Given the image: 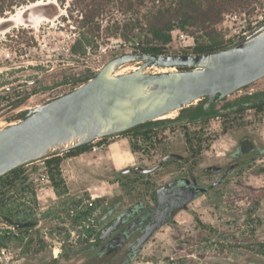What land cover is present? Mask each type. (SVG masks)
I'll return each instance as SVG.
<instances>
[{
    "label": "rangeland",
    "instance_id": "374dc122",
    "mask_svg": "<svg viewBox=\"0 0 264 264\" xmlns=\"http://www.w3.org/2000/svg\"><path fill=\"white\" fill-rule=\"evenodd\" d=\"M81 7L79 0H39L36 4L15 7L0 18V125L14 120L28 108L71 91L74 85L82 83L75 82L87 75L88 79L112 58L134 52L131 42L106 37L101 30L95 33L92 45L85 46L84 54H71L69 48L77 38L83 13ZM228 15L244 16L247 23L263 24L264 0H256L250 8L225 16ZM119 16L114 9L108 15L114 20ZM229 26L223 19L218 30L222 40L230 45L227 36L234 28ZM187 37L182 42L173 31L172 44L164 54H184V49L194 44L193 38ZM129 66L135 65L123 68ZM261 90H264V80L236 92L229 101ZM26 95L28 99L23 105ZM178 116L181 120L179 112L166 117ZM193 131L207 138L196 155L186 143V137ZM242 134L256 140L263 150L260 158L242 169L244 173L236 183L224 184L191 201L151 236L131 264H264V108L260 113L247 109L219 115L204 123L175 124L164 128L154 141L147 143L130 136L126 138L136 146L133 152L136 159L131 167L151 168L168 152L181 154V151L186 154L188 164L200 167L213 156L222 158L234 144L236 135ZM43 165L37 163L24 168L23 175L33 168L39 169L27 175L24 183L18 182L17 190L12 189L11 194L16 196L10 202L26 208L29 220L36 222V226L23 232L0 222V236L5 239L1 249L10 253L9 261L0 264H48L60 250L82 246L87 240L86 230L93 227L92 218L98 212L89 218L84 215L89 202L111 198L103 197L105 189L99 190L92 184L93 180L85 192L81 190L86 187L78 185L70 191L62 177V185L55 188ZM178 167L171 162L158 175L165 176ZM107 180L117 182L113 197L119 194L123 206L134 201L137 195L147 196L145 184L136 185L131 174L118 173ZM27 186V194L17 195L18 190ZM100 228L95 230L99 232Z\"/></svg>",
    "mask_w": 264,
    "mask_h": 264
},
{
    "label": "water",
    "instance_id": "95a60500",
    "mask_svg": "<svg viewBox=\"0 0 264 264\" xmlns=\"http://www.w3.org/2000/svg\"><path fill=\"white\" fill-rule=\"evenodd\" d=\"M126 65L135 66L123 68ZM262 80L264 23L251 34L213 53L118 55L71 91L28 108L14 120L0 125V178L28 163L44 164L45 159L125 135L153 122L190 123L186 119L181 121L179 116L162 117L175 112L180 114L199 103L208 109L214 103L227 102L236 92ZM27 99L22 101L23 105ZM172 159L183 161L184 158L168 152L151 168L130 167L119 173L124 176L136 170L141 175H149ZM36 169L39 168H33L23 177ZM178 194L177 210L197 198V194L184 190L181 203V190ZM169 210L167 207L156 212L145 231L130 243L132 257L167 222ZM4 222L11 229L33 226L12 219ZM120 224L121 218L102 227L98 237L106 239Z\"/></svg>",
    "mask_w": 264,
    "mask_h": 264
},
{
    "label": "trees",
    "instance_id": "16d2710c",
    "mask_svg": "<svg viewBox=\"0 0 264 264\" xmlns=\"http://www.w3.org/2000/svg\"><path fill=\"white\" fill-rule=\"evenodd\" d=\"M37 2L39 0H0V18L15 7L36 4ZM255 2L256 0H79L83 13H81V19L78 22L77 38L70 46L69 51L73 55L84 54L85 46L92 45L93 38L96 37L95 33L98 34L102 30L106 37L118 38L127 43L131 42L134 52L164 54L172 44V32L178 30L183 35L192 37L194 41L192 47L184 49V54L187 52L213 53L229 45L222 40L221 32L218 30V26L222 23L225 15L244 11ZM48 7L53 8V5ZM112 9L120 14L118 20L108 17ZM103 16L105 18H102ZM87 76L75 83L87 80ZM27 96H24L23 100ZM260 97H264V92L245 94L236 98L235 104L241 106L240 112L253 109L256 113H260L264 108V102L259 103ZM17 103L19 104L21 101L18 100ZM182 114L187 116L189 122L196 124L204 123L219 115H225L214 109L213 106L204 110L203 103L182 110L181 116ZM174 123V121H162L147 128L140 126L124 136H130L137 140L141 139L144 143L151 142L155 140L159 132H162L164 128L172 127ZM206 141L207 138L203 137L199 131H193L186 137V143L192 154L195 155ZM102 143L107 144V139L99 142V144ZM90 146V144L80 146L61 156L44 160V169L49 175L53 187L59 188L62 185L60 173L62 160L88 152ZM130 147L132 152L136 151V146L132 142H130ZM23 170V166L18 167L0 178V222L5 223L6 219L18 222L30 221L34 226L36 222L29 220V214L26 213L27 209L20 208V205L10 202V199L16 196L11 192L12 189L17 190L16 187L23 175ZM27 192L28 186L16 193L17 195H24ZM118 204L117 198H98L89 202L87 212L84 215L89 218L93 212L98 211L92 218L93 227L86 230L89 246L86 249L72 250L73 254L85 253L83 264H115L101 251V247L98 245L99 235L95 228L101 225L105 214L114 212ZM17 231H21V229H17ZM3 233H6V230ZM90 240L92 241L90 242ZM4 241V236H0V249L3 247ZM132 260L133 258H129L121 264H131Z\"/></svg>",
    "mask_w": 264,
    "mask_h": 264
},
{
    "label": "flooded vegetation",
    "instance_id": "af4514ba",
    "mask_svg": "<svg viewBox=\"0 0 264 264\" xmlns=\"http://www.w3.org/2000/svg\"><path fill=\"white\" fill-rule=\"evenodd\" d=\"M258 92H264V90ZM235 100L236 99L224 102L220 105V102H217L212 104L210 107L213 106L214 109L219 110L225 115L230 113H240L239 109L241 106L239 104H235ZM263 102L264 97H260L259 103ZM183 118L188 120L187 116L184 114L181 116V121L184 120ZM208 120H212V118ZM262 154L263 150H261L260 146L256 143V140L247 134H242L241 136L236 135L234 144L229 150H227L226 153L223 154L222 158L219 159L216 156H213L207 161V163L200 167L196 164H188L186 154L184 151H181L180 155L184 158L183 161L173 159L169 160L149 175H141L136 170L132 171L131 175L135 177V184L139 185L140 182L145 184L148 189L147 196L138 197L136 194L137 196L134 201L127 206H123V199L119 194L111 197L117 198L119 200V204L116 206L114 212H109L103 216L100 226L101 228L108 226L114 221H117L119 218H121V224L117 230L106 239L101 240L99 238L98 245L101 247V251L107 258L112 259L115 264H121L124 260L134 258L137 254L132 257L131 253L133 248L129 247V245L131 242L136 241V239L145 231L146 227L153 220L152 217L156 212L170 207L169 217L165 223L167 224L178 212L187 208L189 203L184 209L177 210L180 204L178 191L181 190L182 203V198L184 197L182 191L184 190L188 193H195L197 194V197H199L200 195L207 194L212 189L220 187L224 184L236 183V180L244 173L242 169H244L249 163L260 158ZM161 159L162 157L156 164L160 163ZM171 162L175 163L176 166L179 165V169L168 172L165 176L158 175V172H160L164 167L170 165ZM32 165H34V163H28L23 165V168L26 169ZM29 175L31 176L32 173ZM25 177L26 176L21 177V183H24V180L26 179ZM23 222L31 223L30 221ZM35 226L36 224L32 227H23L21 228V231H31ZM115 237L117 238L116 242H112ZM121 240L122 242H120ZM91 241L92 240H90V242ZM88 242L89 241L86 240L82 246L75 248L70 247L68 249L64 248L60 250L54 255L48 264H83L85 260V253L82 252V254L77 252L73 254L72 250L79 248L86 249L89 246ZM116 260L119 261L117 262Z\"/></svg>",
    "mask_w": 264,
    "mask_h": 264
},
{
    "label": "crops",
    "instance_id": "0c3cea01",
    "mask_svg": "<svg viewBox=\"0 0 264 264\" xmlns=\"http://www.w3.org/2000/svg\"><path fill=\"white\" fill-rule=\"evenodd\" d=\"M109 142L104 148L96 151L82 153L75 157L65 158L61 162V177L67 186L72 191L76 185L79 188L91 185L93 180L94 185L99 190H104L103 197H113L117 182L107 179L110 175L115 176L121 170L131 167L135 163V153L131 151L130 143L124 135L115 136L108 139ZM100 182V183H98ZM106 185H108L106 187ZM95 187V188H96ZM117 195V194H115Z\"/></svg>",
    "mask_w": 264,
    "mask_h": 264
},
{
    "label": "built area",
    "instance_id": "2783aa9c",
    "mask_svg": "<svg viewBox=\"0 0 264 264\" xmlns=\"http://www.w3.org/2000/svg\"><path fill=\"white\" fill-rule=\"evenodd\" d=\"M244 16H236V15H228L224 17V23H226L227 21L229 22L230 26L229 28H234L232 34H230L229 36H227V40L229 42H231L230 44L234 43L237 40H240L242 38H244L245 36L251 34L252 32H254L260 25L259 22H253V23H247V20L245 18H242ZM180 38L182 39V42H184L183 40L185 38H188L187 36L183 35L181 32H179L178 30H175ZM90 151L91 152H96L102 148L105 147V143L99 144V142L96 143H92L90 144ZM29 172V171H28ZM42 177L43 174H40ZM10 259V253L7 252L5 249H1L0 250V262L4 261V262H8Z\"/></svg>",
    "mask_w": 264,
    "mask_h": 264
},
{
    "label": "bare ground",
    "instance_id": "6f19581e",
    "mask_svg": "<svg viewBox=\"0 0 264 264\" xmlns=\"http://www.w3.org/2000/svg\"><path fill=\"white\" fill-rule=\"evenodd\" d=\"M170 115H172V114H170ZM175 115V114H174ZM166 117V116H165ZM163 118V117H162Z\"/></svg>",
    "mask_w": 264,
    "mask_h": 264
}]
</instances>
